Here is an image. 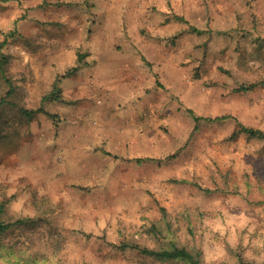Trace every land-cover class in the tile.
Instances as JSON below:
<instances>
[{"label":"rangeland","instance_id":"374dc122","mask_svg":"<svg viewBox=\"0 0 264 264\" xmlns=\"http://www.w3.org/2000/svg\"><path fill=\"white\" fill-rule=\"evenodd\" d=\"M159 1L139 36L165 65L120 81L89 0H0V204L26 221L0 264H189L122 244L264 264V139L234 136L264 132V85L241 90L264 81V0Z\"/></svg>","mask_w":264,"mask_h":264},{"label":"crops","instance_id":"0c3cea01","mask_svg":"<svg viewBox=\"0 0 264 264\" xmlns=\"http://www.w3.org/2000/svg\"><path fill=\"white\" fill-rule=\"evenodd\" d=\"M158 1L89 0L95 15L94 19L97 20L92 25L98 34L101 33L102 37L108 39L107 42H99L97 45L100 51L99 58L102 62L106 58L111 68L118 65L119 74L115 77L120 81L126 78L137 81L140 75H148L142 67L146 66V61L150 64H158V66L165 65V61L158 57L157 53L158 51L161 53L165 45L158 40L144 41L139 36V27L142 25L151 26L147 20L156 13L148 10L146 6L158 3ZM139 2L142 3L139 4ZM139 6H141L140 9ZM156 26L158 25H155L153 29H157ZM117 47H121L124 56L117 54ZM148 53L153 57L148 56Z\"/></svg>","mask_w":264,"mask_h":264},{"label":"trees","instance_id":"16d2710c","mask_svg":"<svg viewBox=\"0 0 264 264\" xmlns=\"http://www.w3.org/2000/svg\"><path fill=\"white\" fill-rule=\"evenodd\" d=\"M7 1V0H4ZM7 63V59L4 55L1 56V61H0V74L2 75V78L5 80L7 85L9 86V91H7V94L5 97H3L0 100V106L8 104L6 97L10 96L13 91H14V85L11 82V80L7 77L6 75V70H5V64ZM264 85V81L253 84L251 86H243L241 87V90L243 91H252L255 86ZM60 93L61 89L57 86L54 87L53 91L46 97L43 98V101L45 100H51V101H58L60 100ZM20 115L31 119L37 114L45 113L48 114L49 116L53 117V114L45 112L43 106H40L36 109H27L24 107H21L19 109ZM231 118L230 116H222V117H216V118H209L206 120L209 121H218V120H225ZM203 118L201 117H195L196 121L202 120ZM247 135L248 137H254V138H260L264 139V132L260 130H256L254 128L247 127L245 125H242L238 123L237 130L234 132V136H239V135ZM139 162V161H138ZM5 211H6V203L2 202L0 204V236H2L5 232H7L9 229H11L13 226L19 225V224H24L26 221L25 220H17L15 222H10L5 220ZM121 249H127L130 248L132 250L138 251L141 255L158 260V261H172V260H179L183 261L189 264H201V253L200 252H193L190 251L189 249L185 247H178V246H171V247H164V248H157L153 249L150 247H141L139 245H129V244H122L120 246Z\"/></svg>","mask_w":264,"mask_h":264}]
</instances>
